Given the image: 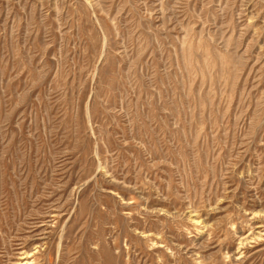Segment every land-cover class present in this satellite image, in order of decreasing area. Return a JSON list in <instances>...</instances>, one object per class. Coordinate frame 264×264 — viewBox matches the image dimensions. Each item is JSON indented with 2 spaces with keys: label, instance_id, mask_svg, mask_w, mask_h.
Instances as JSON below:
<instances>
[{
  "label": "rangeland",
  "instance_id": "374dc122",
  "mask_svg": "<svg viewBox=\"0 0 264 264\" xmlns=\"http://www.w3.org/2000/svg\"><path fill=\"white\" fill-rule=\"evenodd\" d=\"M262 229L264 0H0V264H264Z\"/></svg>",
  "mask_w": 264,
  "mask_h": 264
},
{
  "label": "bare ground",
  "instance_id": "6f19581e",
  "mask_svg": "<svg viewBox=\"0 0 264 264\" xmlns=\"http://www.w3.org/2000/svg\"><path fill=\"white\" fill-rule=\"evenodd\" d=\"M262 230H264V229H262ZM261 230V231H262ZM261 231H259V233H261ZM254 234V233H253ZM251 236V235H250ZM252 238H256V237H245V238H243V239H241V242H240V244H243L244 242H247L248 240H250V239H252Z\"/></svg>",
  "mask_w": 264,
  "mask_h": 264
}]
</instances>
